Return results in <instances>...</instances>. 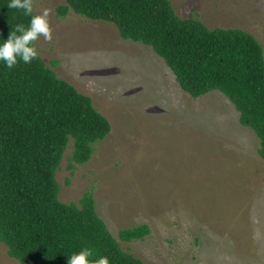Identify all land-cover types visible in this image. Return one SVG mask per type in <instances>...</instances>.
Segmentation results:
<instances>
[{"label":"rangeland","instance_id":"1","mask_svg":"<svg viewBox=\"0 0 264 264\" xmlns=\"http://www.w3.org/2000/svg\"><path fill=\"white\" fill-rule=\"evenodd\" d=\"M49 10L52 40L34 42L60 78L93 99L111 122L86 163L65 150L59 198L93 192L119 240L122 228L147 224L121 245L146 264H264V159L254 131L219 90L184 91L152 47L123 38L111 22L31 0ZM182 17L210 27H240L264 50V0H172ZM53 62H57L54 65ZM0 264H21L0 242Z\"/></svg>","mask_w":264,"mask_h":264},{"label":"trees","instance_id":"2","mask_svg":"<svg viewBox=\"0 0 264 264\" xmlns=\"http://www.w3.org/2000/svg\"><path fill=\"white\" fill-rule=\"evenodd\" d=\"M8 3L0 0V43L17 24L27 28L30 21ZM69 9L111 22L123 38L152 47L192 97L221 91L241 124L254 131L264 159V50L253 33L182 17L172 0H66L59 11ZM111 128L93 99L39 54L11 69L0 62V242L9 256L21 264H67L66 257L87 248L92 259L106 256L110 264H146L120 240L143 238L147 224L122 228L119 240L93 192L78 202L59 198L56 176L70 139L73 159L86 163Z\"/></svg>","mask_w":264,"mask_h":264},{"label":"clouds","instance_id":"3","mask_svg":"<svg viewBox=\"0 0 264 264\" xmlns=\"http://www.w3.org/2000/svg\"><path fill=\"white\" fill-rule=\"evenodd\" d=\"M9 9H19L23 14L30 16L27 28L17 24L9 32L8 38L0 43V62L11 69L18 61L30 63L37 58V50L34 42L43 37L45 41L52 40V29L49 24V10L44 9L41 14L32 15L31 0H9ZM93 252L90 249H82L77 253L66 257L67 264H110L108 257L101 256L99 259H92Z\"/></svg>","mask_w":264,"mask_h":264}]
</instances>
